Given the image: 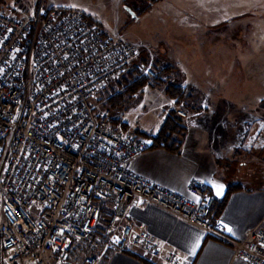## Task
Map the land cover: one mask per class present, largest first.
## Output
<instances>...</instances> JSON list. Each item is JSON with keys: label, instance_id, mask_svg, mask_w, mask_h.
<instances>
[{"label": "built area", "instance_id": "2783aa9c", "mask_svg": "<svg viewBox=\"0 0 264 264\" xmlns=\"http://www.w3.org/2000/svg\"><path fill=\"white\" fill-rule=\"evenodd\" d=\"M139 56L134 42L78 8L29 18L0 10V264H65L73 245L89 240L179 264L152 234L134 230L137 202L214 234L248 264H264V228L232 239L211 217L217 197L204 181L191 179V198L130 170L152 140L113 125L95 97ZM143 73L156 77L151 66ZM176 113L188 116L183 107Z\"/></svg>", "mask_w": 264, "mask_h": 264}, {"label": "crops", "instance_id": "0c3cea01", "mask_svg": "<svg viewBox=\"0 0 264 264\" xmlns=\"http://www.w3.org/2000/svg\"><path fill=\"white\" fill-rule=\"evenodd\" d=\"M253 1L250 7L255 11L250 14L241 6L230 15L225 9L215 14L226 16L216 23L206 21L207 27H214L206 30V122L216 120L214 107L225 106L224 111L231 112L234 106L231 117L225 113L217 121L251 122L254 126L233 133L209 130L207 124L202 130L190 127L178 152L151 147L130 162L132 172L191 198H196L189 191L191 179L204 181L217 197L211 217L224 222L234 240H242L249 229L264 228V46L258 49L264 43V34H259L264 27V0ZM251 15L257 18L248 21L246 17ZM228 26L234 29L233 35L222 31ZM244 26L249 32L244 33ZM249 112L255 113L251 119L245 118ZM163 121L153 131L138 129L139 134H156ZM129 222L135 231L149 232L158 239L165 253H177L179 264H248L234 257L232 246L214 234L155 204L135 203ZM99 264L164 262L163 257L149 256L139 247L119 250L110 246Z\"/></svg>", "mask_w": 264, "mask_h": 264}, {"label": "rangeland", "instance_id": "374dc122", "mask_svg": "<svg viewBox=\"0 0 264 264\" xmlns=\"http://www.w3.org/2000/svg\"><path fill=\"white\" fill-rule=\"evenodd\" d=\"M253 2V0H0V10L15 14L19 18H29L40 10L44 13L52 8H78L91 15L108 30L118 32L134 42L147 59L145 68L151 66L157 71L166 65L171 66L172 73L169 72V77L164 74L165 81L162 85L150 80L149 85L122 108L110 111L111 119H119L118 126L123 128L124 123L128 125V129L143 128L153 131L171 110L176 111L177 108L183 107L188 116L181 119L188 128L201 127L198 130H202L207 124L209 130L233 133L249 131L254 126L251 122L217 121V117L225 113L231 117L235 110L234 106L231 112L224 111L225 106L214 107L213 114L216 120L212 123L206 122V30L214 29L207 27L206 21L216 23L226 16L220 18L215 14H222L225 9L226 14L230 15L235 7L241 6L243 12L250 14L255 11L250 7ZM246 18L251 21L257 17L251 15ZM262 29L259 34H264V27ZM243 30L244 33L249 32V27L244 26ZM222 31L234 34V29L230 26L223 28ZM210 44L214 45L215 42ZM259 45L258 49L264 46V43L260 42ZM118 81L119 78L109 82L95 97L99 111L107 108L105 106L107 95L114 89L118 91ZM167 82L185 86L191 98H186L181 105L173 98L171 101L166 92ZM254 116L255 113L249 112L245 118L251 119ZM107 248L108 244L98 245L93 240L75 243L71 257L65 264H90L93 258H96V264H99ZM20 262H23V259Z\"/></svg>", "mask_w": 264, "mask_h": 264}, {"label": "trees", "instance_id": "16d2710c", "mask_svg": "<svg viewBox=\"0 0 264 264\" xmlns=\"http://www.w3.org/2000/svg\"><path fill=\"white\" fill-rule=\"evenodd\" d=\"M146 60L145 55L140 54L138 60L131 66L129 72L119 78L117 84L118 91L114 89L112 93L107 95L105 106L110 111L122 108L129 100L133 99L141 90H143V88L149 85L150 80H152L153 83L162 85L165 81L163 79L164 74L166 73V76H168L169 72L172 73V67L166 65L162 69H158L156 71V77L150 79L143 73L146 66ZM168 77L166 78L167 80L169 79ZM166 92L171 98L175 99L178 105L184 104V100L186 98H191L186 87L180 83L167 82ZM110 122L113 125H120L118 118H110ZM122 126L123 129H128L127 124L123 123ZM187 130V125L181 118L178 117L176 111L171 110L164 119L158 132L146 137L152 140V147H164L170 151L178 152L181 148L182 139ZM136 131L139 133L138 130Z\"/></svg>", "mask_w": 264, "mask_h": 264}, {"label": "snow or ice", "instance_id": "6c2138e0", "mask_svg": "<svg viewBox=\"0 0 264 264\" xmlns=\"http://www.w3.org/2000/svg\"><path fill=\"white\" fill-rule=\"evenodd\" d=\"M224 227L227 228V225H224ZM227 230H228L229 232L232 231L230 228H227ZM197 246H198V245H197ZM194 250H195V249H193V251H194Z\"/></svg>", "mask_w": 264, "mask_h": 264}]
</instances>
